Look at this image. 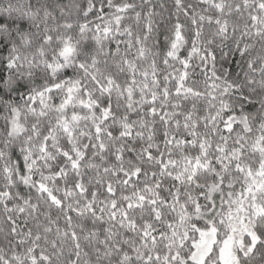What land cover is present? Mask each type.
<instances>
[{
  "label": "clouds",
  "instance_id": "1",
  "mask_svg": "<svg viewBox=\"0 0 264 264\" xmlns=\"http://www.w3.org/2000/svg\"><path fill=\"white\" fill-rule=\"evenodd\" d=\"M0 264H264V0H0Z\"/></svg>",
  "mask_w": 264,
  "mask_h": 264
}]
</instances>
